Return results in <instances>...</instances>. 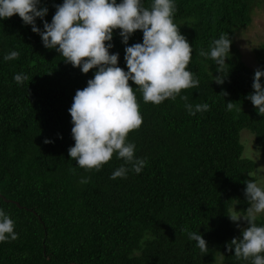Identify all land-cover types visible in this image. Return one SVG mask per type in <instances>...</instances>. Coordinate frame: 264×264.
Wrapping results in <instances>:
<instances>
[{"label": "trees", "instance_id": "1", "mask_svg": "<svg viewBox=\"0 0 264 264\" xmlns=\"http://www.w3.org/2000/svg\"><path fill=\"white\" fill-rule=\"evenodd\" d=\"M173 2L174 23L193 49L187 70L200 83L181 91L187 101L177 96L154 105L144 103L129 82L143 123L127 142L136 145L135 157L146 158V165L139 174L129 171L115 180L110 176L124 164L117 154L99 171L80 168L68 155L75 143L68 110L96 70L83 74L65 63L18 15L0 20V210L18 234L15 241L0 242V264H251V258L237 259L234 249H226L247 227L242 219L235 228L227 215L249 207L245 181L255 179L248 173L256 163L243 156L240 134L250 132L264 157V116L247 99L255 70L232 43L264 0ZM62 3L41 0L48 9L44 19L51 23L54 5ZM142 3L150 7L152 0ZM36 25L43 30L39 18ZM119 31L113 32L110 53H119L118 66L127 71ZM222 33L232 43L224 83L217 84L215 62L199 51H209ZM142 40L137 31L128 46ZM11 51L20 53L18 59L5 61ZM254 56L264 71V48ZM18 73L29 79L17 84ZM228 102L235 104L231 111ZM186 103H207L209 110L190 115ZM82 178L89 182L82 184ZM256 223L264 226V217ZM184 228L202 235L207 252Z\"/></svg>", "mask_w": 264, "mask_h": 264}, {"label": "clouds", "instance_id": "2", "mask_svg": "<svg viewBox=\"0 0 264 264\" xmlns=\"http://www.w3.org/2000/svg\"><path fill=\"white\" fill-rule=\"evenodd\" d=\"M40 5L41 0H0V20L18 15L41 37L43 46L56 50L65 63L79 68L83 74L96 70L87 86L76 90L68 110L75 142L68 149V155L80 168L99 171L114 153L117 154L124 164L112 173L110 179L113 180L126 178L129 171L141 173L146 158H136V145L127 142L128 134L143 123L134 88L129 82L142 93L144 103L154 105L167 99L174 101L182 90L196 88L200 83L187 70L193 49L174 23L176 5L173 0H152L150 7H145L142 0H120L119 3L117 0H63L62 4L54 5L56 11L51 23L44 19L47 7ZM37 18L43 22L42 31L36 25ZM117 29L125 45L127 71L118 66L119 53H110L113 32ZM137 31L143 34L142 43L128 46L130 37ZM231 43L229 35L222 33L211 42L209 51H199V56L215 62L221 74L214 79L217 84L224 83ZM19 55L18 51H11L4 60H16ZM262 77L264 71L256 69L254 91L247 99L258 114L264 116ZM13 79L23 84L29 77L18 73ZM180 99L187 101L188 97L180 96ZM185 107L190 115L209 110L207 103L195 106L186 103ZM234 107V102L227 103L228 111ZM44 143L52 141L45 139ZM256 175L248 173L250 177ZM80 182L89 181L82 178ZM245 184L244 195L249 207L245 211H231L227 216L238 228L241 219L247 227L241 230V237L226 244V249L228 252L234 249L237 259L248 261L251 258V264H264V226L256 223L258 215L264 214V181L249 179ZM183 231L188 232L187 228ZM188 237L201 252H207V242L201 234L188 232ZM17 239L14 221L0 210V242Z\"/></svg>", "mask_w": 264, "mask_h": 264}, {"label": "rangeland", "instance_id": "3", "mask_svg": "<svg viewBox=\"0 0 264 264\" xmlns=\"http://www.w3.org/2000/svg\"><path fill=\"white\" fill-rule=\"evenodd\" d=\"M253 10L250 24L244 29L235 31L232 45L234 51L238 53L244 64L249 69L256 70L258 65L255 61L254 51L260 47L264 48V2ZM240 135L243 156L256 163L254 173H257V175L254 178L264 181V157L254 142V136L246 130H243ZM258 216L264 217V214ZM241 221H239L240 225ZM231 224L238 229L235 223L231 222Z\"/></svg>", "mask_w": 264, "mask_h": 264}, {"label": "water", "instance_id": "4", "mask_svg": "<svg viewBox=\"0 0 264 264\" xmlns=\"http://www.w3.org/2000/svg\"><path fill=\"white\" fill-rule=\"evenodd\" d=\"M0 198H2V197L0 196ZM16 206L20 208V206L17 203H16Z\"/></svg>", "mask_w": 264, "mask_h": 264}]
</instances>
